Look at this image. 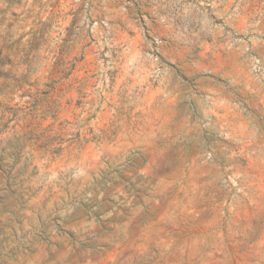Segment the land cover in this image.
Instances as JSON below:
<instances>
[{
  "label": "rangeland",
  "instance_id": "1",
  "mask_svg": "<svg viewBox=\"0 0 264 264\" xmlns=\"http://www.w3.org/2000/svg\"><path fill=\"white\" fill-rule=\"evenodd\" d=\"M0 264H264V0H0Z\"/></svg>",
  "mask_w": 264,
  "mask_h": 264
}]
</instances>
